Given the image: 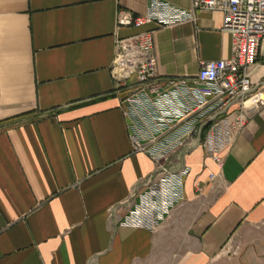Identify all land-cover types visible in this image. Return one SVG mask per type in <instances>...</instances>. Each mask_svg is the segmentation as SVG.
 I'll return each instance as SVG.
<instances>
[{"label":"crops","instance_id":"crops-1","mask_svg":"<svg viewBox=\"0 0 264 264\" xmlns=\"http://www.w3.org/2000/svg\"><path fill=\"white\" fill-rule=\"evenodd\" d=\"M154 1L191 12L192 0H0V264H264V107L221 168L201 145L178 152L183 200L155 232L124 223L157 166L130 140L115 40L153 31L161 81L231 54L218 11L116 29L118 12L144 17ZM263 60L264 39L251 73L264 96Z\"/></svg>","mask_w":264,"mask_h":264},{"label":"built area","instance_id":"built-area-1","mask_svg":"<svg viewBox=\"0 0 264 264\" xmlns=\"http://www.w3.org/2000/svg\"><path fill=\"white\" fill-rule=\"evenodd\" d=\"M196 11L222 14L221 31L231 37V54L227 60L201 62L192 80L158 79L153 31L115 40L112 77L133 92L124 100L130 140L135 150L150 155L157 166V175L146 182L155 189L136 193L138 202L124 223L149 232H155L182 202L189 174L184 169L174 171L175 164L164 169L159 161L176 149L201 145L221 168L222 154L233 135L246 124L250 112L264 107L262 92L253 93L251 82L264 39V0H192L189 14L154 1L144 17L118 12L115 27L140 28L152 23L168 28L194 22ZM231 108L233 119L228 117ZM207 124L201 141L200 132ZM174 129H178L175 136H168Z\"/></svg>","mask_w":264,"mask_h":264},{"label":"rangeland","instance_id":"rangeland-1","mask_svg":"<svg viewBox=\"0 0 264 264\" xmlns=\"http://www.w3.org/2000/svg\"><path fill=\"white\" fill-rule=\"evenodd\" d=\"M182 149H176L175 151H173L172 153H171V155H169V157H168V159H166V160H160L159 161V164H160V166L162 167V168H164V169H171L172 168V166H173V164H176V163H178V160L176 159L177 157H176V155L178 154V152H180ZM157 175V174H156ZM158 179L160 178V177H157ZM157 178H156V180H157ZM157 182L158 181H155V182H152V185L153 184H157ZM150 185V184H149ZM149 185H146L144 188H143V190H141V191H138L139 193H141V192H144L146 189H155V188H153V187H150ZM137 193V192H136ZM135 198L134 199H136V200H138V197H136V195L134 196Z\"/></svg>","mask_w":264,"mask_h":264},{"label":"trees","instance_id":"trees-1","mask_svg":"<svg viewBox=\"0 0 264 264\" xmlns=\"http://www.w3.org/2000/svg\"><path fill=\"white\" fill-rule=\"evenodd\" d=\"M210 124H207L206 126H204L201 130V133H205L207 132L208 128H209Z\"/></svg>","mask_w":264,"mask_h":264},{"label":"water","instance_id":"water-1","mask_svg":"<svg viewBox=\"0 0 264 264\" xmlns=\"http://www.w3.org/2000/svg\"><path fill=\"white\" fill-rule=\"evenodd\" d=\"M181 156H182V154L179 156V158H181ZM180 169H181V164H178L175 166L174 171H178Z\"/></svg>","mask_w":264,"mask_h":264}]
</instances>
